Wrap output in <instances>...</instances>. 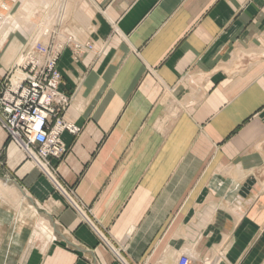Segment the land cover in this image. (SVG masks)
<instances>
[{
	"label": "crops",
	"instance_id": "obj_1",
	"mask_svg": "<svg viewBox=\"0 0 264 264\" xmlns=\"http://www.w3.org/2000/svg\"><path fill=\"white\" fill-rule=\"evenodd\" d=\"M60 15L71 200L126 264H264V0H0V78ZM0 199V264H123L1 126Z\"/></svg>",
	"mask_w": 264,
	"mask_h": 264
},
{
	"label": "built area",
	"instance_id": "obj_2",
	"mask_svg": "<svg viewBox=\"0 0 264 264\" xmlns=\"http://www.w3.org/2000/svg\"><path fill=\"white\" fill-rule=\"evenodd\" d=\"M61 15L51 27L47 28L43 23L39 26L38 32L24 43L13 67L0 78V126L9 141L49 179L57 191L67 197L82 219L111 248L116 258L126 264L103 233L71 200L69 190L59 182L56 169L50 163L52 159H60L66 150L61 134L64 131L71 134L79 131L76 125L66 122L62 116L70 97L58 88L61 76L57 61L64 41L56 43L55 39L63 27ZM64 39L66 42L71 40L70 37ZM74 47L80 49L78 44ZM174 264L194 263L187 253H182Z\"/></svg>",
	"mask_w": 264,
	"mask_h": 264
},
{
	"label": "rangeland",
	"instance_id": "obj_3",
	"mask_svg": "<svg viewBox=\"0 0 264 264\" xmlns=\"http://www.w3.org/2000/svg\"><path fill=\"white\" fill-rule=\"evenodd\" d=\"M44 23H45L44 25L46 26V25H48L49 21H48V20H45ZM0 205H3L4 209H6V210H10V212H8V214H10L11 217H13V216L15 215V212L13 211V208H10V207H9L10 204H7V202H3V201L0 199ZM7 205H8V206H7ZM37 210H38V209H37ZM38 212H39V210H38Z\"/></svg>",
	"mask_w": 264,
	"mask_h": 264
},
{
	"label": "water",
	"instance_id": "obj_4",
	"mask_svg": "<svg viewBox=\"0 0 264 264\" xmlns=\"http://www.w3.org/2000/svg\"><path fill=\"white\" fill-rule=\"evenodd\" d=\"M16 186H18L19 187V185L15 182V181H12ZM20 188V187H19ZM20 190H21V188H20ZM22 191V190H21ZM23 192V191H22ZM30 198V197H29ZM30 200H31V198H30Z\"/></svg>",
	"mask_w": 264,
	"mask_h": 264
},
{
	"label": "bare ground",
	"instance_id": "obj_5",
	"mask_svg": "<svg viewBox=\"0 0 264 264\" xmlns=\"http://www.w3.org/2000/svg\"><path fill=\"white\" fill-rule=\"evenodd\" d=\"M8 184V183H7ZM31 208V207H30ZM21 215H22V213H21ZM189 256V255H188ZM190 257V256H189Z\"/></svg>",
	"mask_w": 264,
	"mask_h": 264
}]
</instances>
